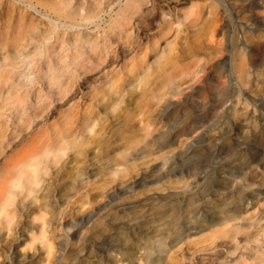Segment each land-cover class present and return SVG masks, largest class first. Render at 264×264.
Returning <instances> with one entry per match:
<instances>
[{"label": "rangeland", "instance_id": "rangeland-1", "mask_svg": "<svg viewBox=\"0 0 264 264\" xmlns=\"http://www.w3.org/2000/svg\"><path fill=\"white\" fill-rule=\"evenodd\" d=\"M237 10L232 0H0V170L29 149L39 171L34 201L0 231V264L16 247L13 264H113L96 250L117 231L132 245L109 246L115 264H264V158L250 153L264 148V102L249 96L255 86L264 96V78H236L246 49ZM209 68L222 76L206 105L163 107L161 81L198 86ZM244 118L254 131L239 127ZM200 122L169 146L152 142ZM169 158L172 171L156 177ZM137 177L130 193L105 195ZM151 196L163 198L137 203ZM202 207L211 213L200 225Z\"/></svg>", "mask_w": 264, "mask_h": 264}, {"label": "bare ground", "instance_id": "bare-ground-1", "mask_svg": "<svg viewBox=\"0 0 264 264\" xmlns=\"http://www.w3.org/2000/svg\"><path fill=\"white\" fill-rule=\"evenodd\" d=\"M234 6H237L239 10L236 11L234 24L238 32L240 33L237 38L238 46H245V57L243 59L238 58L235 59V63L233 68L237 72L236 78L241 80L242 82L246 79V81H250L253 83V79L264 78V34L258 33L254 38L248 37L247 31L254 32L261 28H264V13L260 16L255 14V11L261 6L264 5V0H232ZM217 35L220 39L229 41V34L232 33L227 24L222 23L218 26L216 30ZM219 39V40H220ZM218 40V42H219ZM220 44V43H218ZM217 58L218 61H221L224 58V55L221 51L215 53L213 56ZM165 69V64L162 63L160 71L163 72ZM221 73L216 69L212 71V68H209L208 76L202 81L203 84L207 86H203V84L195 86L194 83L182 82L181 85H177L175 82L166 83L161 81L160 87L162 88L161 93L159 94V100L162 102L163 107L175 106L177 112L185 113L190 109L199 108L206 105L209 101L208 95L211 90H215L219 87V80L221 79ZM229 82L230 79H227ZM254 84V83H253ZM184 86L183 88H181ZM264 89V87H263ZM260 88L255 86V89L250 92L254 94L255 97L249 95L252 101L264 102V96L259 92ZM182 91H184L182 93ZM249 92V94H250ZM196 98L199 100L197 101ZM219 100L216 101V105H219ZM195 103L194 107H191V104ZM107 104H103L100 109L106 107ZM242 112L240 113L242 116L247 117V112L243 107L239 108ZM254 116H252L253 118ZM248 118V117H247ZM244 118V121L239 125V127L247 128L248 130L254 131L255 120H248ZM94 119L92 118L90 122ZM202 123H196L194 125H189V127H179V129L171 131L169 134H161L152 142L155 143L159 139H162L160 144H165V146H169L172 140H175L179 135L191 134L196 129H201ZM203 131L198 133V136L203 135ZM217 137V134L212 135V141H214ZM157 144V143H156ZM165 146H157V150H161ZM29 149L23 150L17 157L11 158L7 160L0 170V231L5 234H8L11 228V223L13 219L18 216V209L15 206H20L22 209L27 208L34 201L35 187L38 183V169L35 164L37 158L35 156H29ZM62 148H55L52 151H61ZM251 154H254L256 158L259 160L264 158V148H259L253 146L251 149ZM175 158L168 159L167 161H162L158 167H156L157 175L156 177H163L169 174L174 167ZM196 180L191 181V184H195ZM144 178L137 177L136 180L126 179L119 181V185H112L105 191V195L109 197L110 200H113L117 196L121 194L130 193L134 187L143 184ZM225 186V184H222ZM97 197V196H96ZM94 198V196L92 197ZM160 198L162 200L163 197L159 196H151L145 200L138 201L137 203H153L155 199ZM17 202L19 203L18 205ZM168 205V204H165ZM45 205L41 202L37 207L39 213H42L45 210ZM211 213V210H207L205 207L200 208L199 210V219H197V223H204L208 217V214ZM33 213H31L32 215ZM97 212L90 213L85 217L80 219V223L75 226V229L68 232L71 236H75L79 233L81 227L90 221L92 217H94ZM168 214V211L165 213ZM30 215V216H31ZM233 215H226V219H231ZM45 223L42 222L39 226L43 230ZM201 225V224H200ZM122 229V228H120ZM31 232V230H29ZM180 235H177L175 240H179ZM118 241L124 242L128 244L129 248H131L128 242L129 238L123 231H117L115 234H109L102 237V240L99 244H97L96 253L100 260L103 262H110L115 264L113 260L114 256L111 252L115 251L113 248H109V246L115 245ZM23 251L19 248H15L13 250H9V257L4 264H13L12 260L21 256ZM14 254V255H13ZM19 261L16 259V262Z\"/></svg>", "mask_w": 264, "mask_h": 264}]
</instances>
